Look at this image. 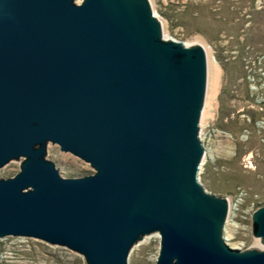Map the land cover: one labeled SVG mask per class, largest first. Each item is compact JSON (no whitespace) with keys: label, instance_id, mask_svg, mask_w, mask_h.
<instances>
[{"label":"water","instance_id":"water-1","mask_svg":"<svg viewBox=\"0 0 264 264\" xmlns=\"http://www.w3.org/2000/svg\"><path fill=\"white\" fill-rule=\"evenodd\" d=\"M166 38L150 0H0V239L40 240L86 264H128L158 234L155 264H264L232 248L229 200L199 182L208 60ZM49 145L88 163L66 178Z\"/></svg>","mask_w":264,"mask_h":264},{"label":"rangeland","instance_id":"rangeland-1","mask_svg":"<svg viewBox=\"0 0 264 264\" xmlns=\"http://www.w3.org/2000/svg\"><path fill=\"white\" fill-rule=\"evenodd\" d=\"M150 2L166 38L205 49L208 89L200 133L206 156L199 182L208 193L229 200L228 244L262 247L252 235L251 214L264 206V0ZM47 153L66 178L93 172L57 145H49ZM19 170L20 162L13 161L0 170V178ZM160 242L159 235L146 237L132 248L128 264H155ZM0 264L86 263L66 248L8 237L0 239Z\"/></svg>","mask_w":264,"mask_h":264},{"label":"built area","instance_id":"built-area-1","mask_svg":"<svg viewBox=\"0 0 264 264\" xmlns=\"http://www.w3.org/2000/svg\"><path fill=\"white\" fill-rule=\"evenodd\" d=\"M255 239H256V238H255ZM248 247H252V246H246V244L243 242V243L240 245L239 249H244V248H248Z\"/></svg>","mask_w":264,"mask_h":264},{"label":"bare ground","instance_id":"bare-ground-1","mask_svg":"<svg viewBox=\"0 0 264 264\" xmlns=\"http://www.w3.org/2000/svg\"><path fill=\"white\" fill-rule=\"evenodd\" d=\"M217 65V64H216ZM204 113V112H203ZM203 165V164H202ZM231 210V209H230ZM156 235H158V234H156ZM146 239V238H145ZM143 241V240H142Z\"/></svg>","mask_w":264,"mask_h":264}]
</instances>
